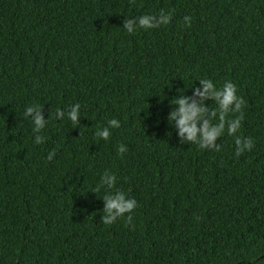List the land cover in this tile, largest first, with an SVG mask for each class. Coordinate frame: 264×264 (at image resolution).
I'll return each instance as SVG.
<instances>
[{
	"label": "trees",
	"instance_id": "1",
	"mask_svg": "<svg viewBox=\"0 0 264 264\" xmlns=\"http://www.w3.org/2000/svg\"><path fill=\"white\" fill-rule=\"evenodd\" d=\"M201 79L236 86L251 151L227 127L218 152L182 143L172 100ZM115 191L137 207L104 225ZM0 264H264V0H0Z\"/></svg>",
	"mask_w": 264,
	"mask_h": 264
},
{
	"label": "clouds",
	"instance_id": "2",
	"mask_svg": "<svg viewBox=\"0 0 264 264\" xmlns=\"http://www.w3.org/2000/svg\"><path fill=\"white\" fill-rule=\"evenodd\" d=\"M172 19L171 12L165 14L162 10L158 15H141L137 20L125 19L123 28L128 33H134L138 28L149 30L159 28L162 25H167ZM184 21L187 26H191V17L185 16ZM200 84L203 86V91L196 90L195 96L200 97V102L195 100L189 102V98L181 94L180 98H174L172 104L178 105V109L170 113L169 124L175 122V128L181 137L182 143H190L197 145L200 149H208L214 151H220V146L216 143L222 136L227 127V133L229 136L235 137L236 155L243 154L246 150L251 151L254 147L251 138H241L236 134L241 128L242 121L244 119V113L242 107L244 101L237 96L236 86L230 82H225L220 89H217L213 82L208 79H201ZM182 93V89L177 90ZM206 99H212L216 108H205L203 101ZM79 108L80 105L76 104L68 112V118L73 125L79 124ZM42 107L39 105L29 106L25 109V118L31 116L32 123L34 124L33 131L39 133L44 129L46 121L42 115ZM34 113V115H33ZM233 114V119H228L229 114ZM239 115H235V114ZM64 115L62 111L57 110L56 117ZM218 121L213 123V121ZM110 128H119L120 124L116 119L108 121ZM97 137H102L104 140H108L111 136V132L108 128L104 131L96 133ZM43 137L37 136L36 143H42ZM127 149L121 145L119 152L123 154ZM55 155L52 152L48 156V160L51 161ZM116 183V176L113 174L105 173L101 177V184L98 185L93 191L99 192L103 185H107L109 190H112ZM104 209L101 222L104 225H111L119 218H122L127 213H131L137 207L135 199H126L125 195L120 191H115L114 194H105L103 196ZM131 216H128L127 222L131 223Z\"/></svg>",
	"mask_w": 264,
	"mask_h": 264
}]
</instances>
